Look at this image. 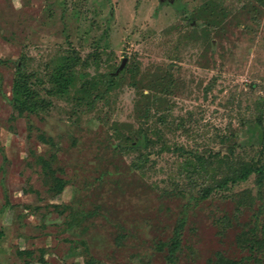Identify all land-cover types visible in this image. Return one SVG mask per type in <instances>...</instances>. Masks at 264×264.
<instances>
[{"label":"rangeland","instance_id":"obj_1","mask_svg":"<svg viewBox=\"0 0 264 264\" xmlns=\"http://www.w3.org/2000/svg\"><path fill=\"white\" fill-rule=\"evenodd\" d=\"M0 141V264H264V1L0 0Z\"/></svg>","mask_w":264,"mask_h":264},{"label":"trees","instance_id":"obj_2","mask_svg":"<svg viewBox=\"0 0 264 264\" xmlns=\"http://www.w3.org/2000/svg\"><path fill=\"white\" fill-rule=\"evenodd\" d=\"M264 1V0H263ZM71 73L67 72V67L65 65H61L57 68L56 74L54 75L53 80L51 82L54 84L55 87L58 88H65L68 86V82L71 81ZM13 91H14V99L13 105L17 110L19 115H24L25 112H33L37 109V104H35V95L33 94L32 88L29 85V80L25 76L19 75V77L14 81L13 84ZM258 128V126H255ZM44 138V137H43ZM44 141L46 139H43ZM131 146L141 148V147H148L149 143L147 141V136L139 137L137 141H133ZM0 152L1 149V141H0ZM256 168L253 166L246 167L242 169L240 173H235L234 177H230L225 181L221 182L218 186L227 185L228 181L232 182H239L244 181L249 178V176L256 172ZM66 183L64 181H59L58 191L61 193L64 189ZM217 264H240L238 261H233L225 258H220Z\"/></svg>","mask_w":264,"mask_h":264},{"label":"water","instance_id":"obj_3","mask_svg":"<svg viewBox=\"0 0 264 264\" xmlns=\"http://www.w3.org/2000/svg\"><path fill=\"white\" fill-rule=\"evenodd\" d=\"M160 1L164 2V1H166V0H160ZM170 1H171V2H175V0H170ZM127 60H128L127 58H124V59L122 60V64L120 65V67L118 68V70L116 71L115 74H119V73L122 71V69H124Z\"/></svg>","mask_w":264,"mask_h":264},{"label":"crops","instance_id":"obj_4","mask_svg":"<svg viewBox=\"0 0 264 264\" xmlns=\"http://www.w3.org/2000/svg\"><path fill=\"white\" fill-rule=\"evenodd\" d=\"M2 209H4V208H2ZM5 220H6V213L4 210H1L0 211V222L5 221Z\"/></svg>","mask_w":264,"mask_h":264},{"label":"flooded vegetation","instance_id":"obj_5","mask_svg":"<svg viewBox=\"0 0 264 264\" xmlns=\"http://www.w3.org/2000/svg\"><path fill=\"white\" fill-rule=\"evenodd\" d=\"M166 1H170V0H166Z\"/></svg>","mask_w":264,"mask_h":264}]
</instances>
